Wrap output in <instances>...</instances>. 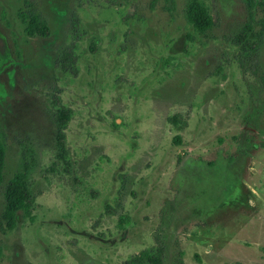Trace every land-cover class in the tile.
<instances>
[{
    "label": "rangeland",
    "instance_id": "374dc122",
    "mask_svg": "<svg viewBox=\"0 0 264 264\" xmlns=\"http://www.w3.org/2000/svg\"><path fill=\"white\" fill-rule=\"evenodd\" d=\"M188 1L0 0V264H126L155 247L162 264H264V37L245 49L247 0H204L203 33ZM33 8L49 37L26 35ZM18 171L34 209L9 230Z\"/></svg>",
    "mask_w": 264,
    "mask_h": 264
},
{
    "label": "trees",
    "instance_id": "16d2710c",
    "mask_svg": "<svg viewBox=\"0 0 264 264\" xmlns=\"http://www.w3.org/2000/svg\"><path fill=\"white\" fill-rule=\"evenodd\" d=\"M249 6V15L251 21L248 22L242 32L243 41L246 44L245 49L256 51L264 37V17L255 23V11L252 0H247ZM260 6L264 10V2H260ZM23 24L25 25V33L29 37L47 38L51 34L47 20L35 8L20 14ZM186 17L194 30L205 32L213 25V17L210 7L204 0H189L186 8ZM94 46L96 45L93 43ZM247 51V50H246ZM170 60L167 59L166 62ZM61 126L67 124L70 117L68 109L63 108L60 112ZM63 136L59 133L57 139L62 142ZM264 148V142H263ZM6 165V145L0 139V186L4 181V169ZM5 212L4 219L9 230H13L16 226V218L19 213L30 217L34 209L35 194L32 190V184L28 175L22 171H18L13 175L7 183L4 190ZM127 217L120 218L121 227H125L128 222ZM1 254V247H0ZM163 250L161 248H152L144 250L140 254L132 257L126 264H162ZM180 264H183L180 261Z\"/></svg>",
    "mask_w": 264,
    "mask_h": 264
}]
</instances>
